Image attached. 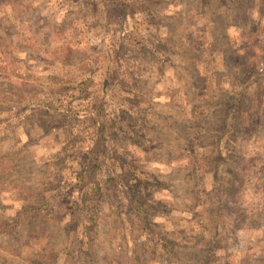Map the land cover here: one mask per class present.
I'll list each match as a JSON object with an SVG mask.
<instances>
[{"label":"rangeland","instance_id":"1","mask_svg":"<svg viewBox=\"0 0 264 264\" xmlns=\"http://www.w3.org/2000/svg\"><path fill=\"white\" fill-rule=\"evenodd\" d=\"M0 226V264H264V0H0Z\"/></svg>","mask_w":264,"mask_h":264},{"label":"trees","instance_id":"2","mask_svg":"<svg viewBox=\"0 0 264 264\" xmlns=\"http://www.w3.org/2000/svg\"><path fill=\"white\" fill-rule=\"evenodd\" d=\"M124 6V8L126 7L122 2H121V6ZM101 107H102V105H101ZM101 111H104V109H101ZM102 121H103V118H102V116L101 115H98V118H95V120H94V122L96 123L97 122V125H99L98 126V130L96 131L95 130V132H96V135H99V136H101V138L102 137H105V132H106V130H107V128H105V126L104 125H106V124H109V123H102ZM101 144H103V142H101ZM95 167V166H94ZM1 227V226H0Z\"/></svg>","mask_w":264,"mask_h":264}]
</instances>
